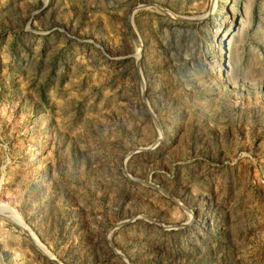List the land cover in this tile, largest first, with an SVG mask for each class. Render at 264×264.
I'll list each match as a JSON object with an SVG mask.
<instances>
[{
    "label": "rangeland",
    "instance_id": "rangeland-1",
    "mask_svg": "<svg viewBox=\"0 0 264 264\" xmlns=\"http://www.w3.org/2000/svg\"><path fill=\"white\" fill-rule=\"evenodd\" d=\"M0 264H264V0H0Z\"/></svg>",
    "mask_w": 264,
    "mask_h": 264
}]
</instances>
